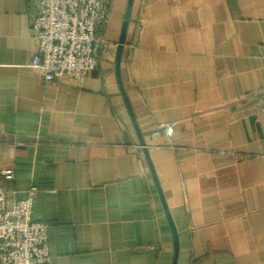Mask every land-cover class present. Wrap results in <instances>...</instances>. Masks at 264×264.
I'll return each instance as SVG.
<instances>
[{
	"label": "crops",
	"instance_id": "1",
	"mask_svg": "<svg viewBox=\"0 0 264 264\" xmlns=\"http://www.w3.org/2000/svg\"><path fill=\"white\" fill-rule=\"evenodd\" d=\"M126 1L79 85L30 68L34 5L0 0L4 190L36 189L48 264H264V0H133L119 85Z\"/></svg>",
	"mask_w": 264,
	"mask_h": 264
},
{
	"label": "built area",
	"instance_id": "2",
	"mask_svg": "<svg viewBox=\"0 0 264 264\" xmlns=\"http://www.w3.org/2000/svg\"><path fill=\"white\" fill-rule=\"evenodd\" d=\"M31 1L35 50L30 68L44 82L66 76L81 85L99 67L105 43L97 33L106 27L114 0ZM254 101L256 112L264 115V96ZM13 180L12 169L0 170V264H48L46 226L32 220L36 189L30 188L23 200L9 198L3 181Z\"/></svg>",
	"mask_w": 264,
	"mask_h": 264
},
{
	"label": "water",
	"instance_id": "3",
	"mask_svg": "<svg viewBox=\"0 0 264 264\" xmlns=\"http://www.w3.org/2000/svg\"><path fill=\"white\" fill-rule=\"evenodd\" d=\"M132 4H133V0H127L126 1L125 12H124L123 20H122L120 36H119V40H118V43H117V50H116V55H115V72H116V75H117V78H118L119 85H120L119 67H120V61H121V55H122V48H123V46L125 44V35H126V30H127L128 24H129V20H130ZM120 90L122 91V94H123V90H122L121 86H120ZM127 107L129 109V105H127ZM130 114H131V112H130ZM164 208L166 210L165 205H164ZM169 222H170V227H171V229L173 231V235L175 237L176 236L175 235V231H174L173 225H172V223L170 221V218H169ZM174 240H175V238H174ZM175 247H176V244H175Z\"/></svg>",
	"mask_w": 264,
	"mask_h": 264
}]
</instances>
